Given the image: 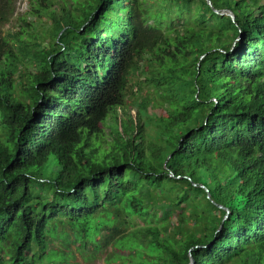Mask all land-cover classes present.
I'll list each match as a JSON object with an SVG mask.
<instances>
[{
  "label": "trees",
  "instance_id": "trees-1",
  "mask_svg": "<svg viewBox=\"0 0 264 264\" xmlns=\"http://www.w3.org/2000/svg\"><path fill=\"white\" fill-rule=\"evenodd\" d=\"M36 1L0 30V264H264V0Z\"/></svg>",
  "mask_w": 264,
  "mask_h": 264
},
{
  "label": "rangeland",
  "instance_id": "rangeland-1",
  "mask_svg": "<svg viewBox=\"0 0 264 264\" xmlns=\"http://www.w3.org/2000/svg\"><path fill=\"white\" fill-rule=\"evenodd\" d=\"M36 0H15L14 1V7H15V15L10 19L9 22L2 24L0 26V30L1 33L6 34L8 32H15L16 30L19 29V26H25L24 23L20 20L22 17H27V12L29 9H31L32 7L36 6ZM35 23V22H34ZM41 24H45V22H42ZM36 28V35L33 39V42H36L38 40V35L41 32V25L38 24H34ZM34 64H32L31 62H25L24 66H21L23 69V73H24V77L26 78V73L29 70L33 69ZM142 74L136 75L131 79V84H132V88L133 91L135 93L134 97L136 98V100L141 99L143 97H146V100H148V105L149 107V112L150 113H157L159 112L161 109L159 108H155L156 106H158L157 104H160L162 102V100L155 96L151 90L150 87H143L141 90H138V87L136 88V86L139 84H141V80L144 79V77H142ZM142 85V84H141ZM128 110H131L134 114H136L137 108H133L130 107L128 108ZM119 111V115H118V120H120L121 118H123V115L120 114V109H118ZM162 111V110H161ZM163 114L165 115L164 111H162ZM110 118H112V116H110ZM120 124V122H119ZM105 129V133L107 136H109V133L112 131V124L111 122L106 123V125L103 126ZM42 171H44V169H41ZM50 173H47V176ZM55 248L59 251H67L70 253V258L68 260L69 264H87L83 259H82V255L79 252V250L77 249V245L71 244L70 248H65L64 246L61 245L59 240H55ZM104 257V256H103ZM94 264H105L104 260H99L94 262Z\"/></svg>",
  "mask_w": 264,
  "mask_h": 264
},
{
  "label": "water",
  "instance_id": "water-1",
  "mask_svg": "<svg viewBox=\"0 0 264 264\" xmlns=\"http://www.w3.org/2000/svg\"><path fill=\"white\" fill-rule=\"evenodd\" d=\"M207 2H208V4H209V6L212 8L213 6H212V4H211V2H210V0H206ZM213 10H214V12L215 13H219L220 15H223V16H228V17H230L231 19H232V21L233 22H235V16H234V14L231 12V11H225V10H223L222 12H219L217 9H215V8H213ZM240 38H238L237 39V41L239 40ZM172 175V174H171ZM196 185V184H195ZM201 187H204L203 185H201ZM206 191L208 192V189H206ZM209 199H210V195L208 194V196H207ZM221 208H224L223 206H220ZM225 210H226V212H227V214H226V216L224 217V220L228 217V214H229V210L228 209H226V208H224ZM222 228V225L220 226V229ZM219 229V230H220ZM195 262H194V259H193V257L191 256V259H190V264H194Z\"/></svg>",
  "mask_w": 264,
  "mask_h": 264
}]
</instances>
